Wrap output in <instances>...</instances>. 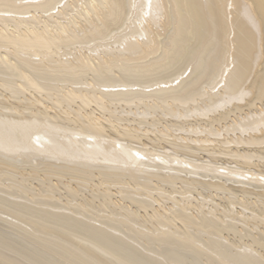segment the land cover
Here are the masks:
<instances>
[{"label":"bare ground","instance_id":"obj_1","mask_svg":"<svg viewBox=\"0 0 264 264\" xmlns=\"http://www.w3.org/2000/svg\"><path fill=\"white\" fill-rule=\"evenodd\" d=\"M0 264H264V0H0Z\"/></svg>","mask_w":264,"mask_h":264}]
</instances>
